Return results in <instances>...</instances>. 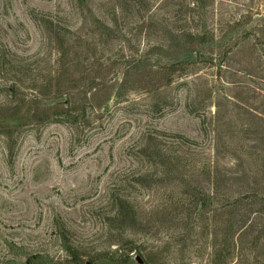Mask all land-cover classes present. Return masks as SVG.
<instances>
[{
  "label": "rangeland",
  "instance_id": "374dc122",
  "mask_svg": "<svg viewBox=\"0 0 264 264\" xmlns=\"http://www.w3.org/2000/svg\"><path fill=\"white\" fill-rule=\"evenodd\" d=\"M0 264H264V0H0Z\"/></svg>",
  "mask_w": 264,
  "mask_h": 264
}]
</instances>
